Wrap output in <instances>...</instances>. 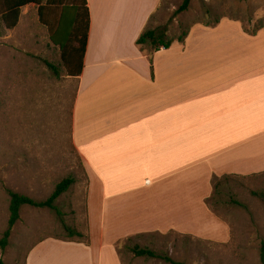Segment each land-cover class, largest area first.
<instances>
[{"label": "crops", "instance_id": "obj_1", "mask_svg": "<svg viewBox=\"0 0 264 264\" xmlns=\"http://www.w3.org/2000/svg\"><path fill=\"white\" fill-rule=\"evenodd\" d=\"M87 2L83 69L66 74L77 82L71 141L87 242L43 238L26 264H123L117 244L153 233L227 241L207 203L215 178L264 173V29L196 25L169 49L141 50L139 37L162 25V0Z\"/></svg>", "mask_w": 264, "mask_h": 264}, {"label": "rangeland", "instance_id": "obj_2", "mask_svg": "<svg viewBox=\"0 0 264 264\" xmlns=\"http://www.w3.org/2000/svg\"><path fill=\"white\" fill-rule=\"evenodd\" d=\"M184 1L161 2L154 21L160 19L162 25L156 29L166 31V41H179L196 25L214 27L222 21L235 22L251 35L264 29V0H191L187 11L176 14ZM67 2L64 6L68 8L61 10L62 28L64 34L70 33L74 39L82 33L83 23L79 21L78 32L71 28L77 12L71 8L72 2ZM0 33L1 239L10 215L9 190L45 201L64 178L72 176L83 182L85 170L71 141L77 82L66 76V66L51 41V29L40 20L38 6L23 8L17 27L6 30L0 25ZM44 60L58 67L59 77ZM219 179L213 180V187ZM55 205L63 214L64 223L54 210L25 206L9 246L5 251L0 248V259L6 264H26L28 250L39 240L67 238L64 225L78 231L87 227L83 189L79 191L73 186ZM208 206L229 227L227 241L177 233L138 235L131 238L127 248L121 249L123 264H170L160 259L136 257L132 252L135 246L168 256L178 264H261L264 173L228 176L226 181L223 178ZM89 221L91 228L98 231L100 219L96 210Z\"/></svg>", "mask_w": 264, "mask_h": 264}, {"label": "trees", "instance_id": "obj_3", "mask_svg": "<svg viewBox=\"0 0 264 264\" xmlns=\"http://www.w3.org/2000/svg\"><path fill=\"white\" fill-rule=\"evenodd\" d=\"M64 0H48L45 4L43 0H0V25L4 26L6 30H13L17 27L20 20L21 11L23 8L29 5L38 6V14L40 20L51 29V41L56 47H60L62 58L61 61L66 66L67 73L71 76H79L83 69V60L88 45L89 38V28H90V12L88 8L87 0H69L67 3L72 2L71 8L75 9L77 12V17L74 19L71 28L75 31L78 30V23L82 21L83 31L76 38H72L70 33H65L62 28L63 13L61 14L62 8H68L64 6ZM191 0H185L180 8L176 11V14L187 11L189 8ZM188 33L179 38V42H183L187 37ZM2 33H0V37ZM166 31L164 29H147L137 40V45L144 50L146 46H152L154 51H158L160 48L169 49L172 45L171 41H166ZM78 46L75 45V43ZM44 64L51 69L54 74L59 77L60 72L58 67L50 63L47 60L43 61ZM226 181L228 176L222 177L215 183L214 192H217L221 186L222 179ZM218 179V178H217ZM76 179L72 176L64 178L56 186L51 194V196L45 201H37L29 196L14 192L9 190L8 194L10 196L9 204V220L7 228L0 239V248L5 251L10 244V239L13 234V230L18 222L21 221L22 215L21 211L25 206H32L35 208H48L54 210L59 217H63V214L56 207V201L69 192L71 188L75 185ZM257 195V194H255ZM213 197V196H212ZM211 197V198H212ZM210 198V199H211ZM209 199V200H210ZM209 202V201H208ZM208 204V203H207ZM234 204L240 205L235 202ZM62 223L63 220H62ZM67 232V238L65 239H77L85 240V236L78 230L69 228L64 225ZM131 238L123 240L117 244V250L120 254L122 248H127V244L131 242ZM125 244V245H124ZM132 252L136 257H147L151 259H160L170 264H178L173 261L168 256H162L156 252L149 249H142L138 246L132 248ZM260 263L264 264V240L260 244ZM0 264H6L2 259H0Z\"/></svg>", "mask_w": 264, "mask_h": 264}]
</instances>
